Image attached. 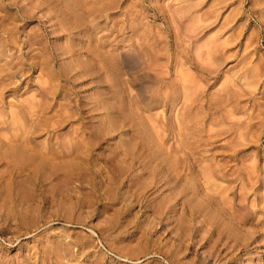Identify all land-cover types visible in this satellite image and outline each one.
Wrapping results in <instances>:
<instances>
[{
    "label": "rangeland",
    "instance_id": "1",
    "mask_svg": "<svg viewBox=\"0 0 264 264\" xmlns=\"http://www.w3.org/2000/svg\"><path fill=\"white\" fill-rule=\"evenodd\" d=\"M0 264H264V0H0Z\"/></svg>",
    "mask_w": 264,
    "mask_h": 264
},
{
    "label": "bare ground",
    "instance_id": "2",
    "mask_svg": "<svg viewBox=\"0 0 264 264\" xmlns=\"http://www.w3.org/2000/svg\"><path fill=\"white\" fill-rule=\"evenodd\" d=\"M98 68H99V67H98ZM101 69H102V68H101ZM101 69H100V70H101ZM47 85H48V84H47ZM86 141H87V140H86ZM59 153H60V152H59Z\"/></svg>",
    "mask_w": 264,
    "mask_h": 264
}]
</instances>
